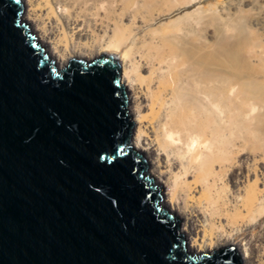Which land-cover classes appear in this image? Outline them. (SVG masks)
I'll list each match as a JSON object with an SVG mask.
<instances>
[{
    "label": "water",
    "instance_id": "obj_1",
    "mask_svg": "<svg viewBox=\"0 0 264 264\" xmlns=\"http://www.w3.org/2000/svg\"><path fill=\"white\" fill-rule=\"evenodd\" d=\"M132 131L115 56L54 63L0 0V264H242L188 249Z\"/></svg>",
    "mask_w": 264,
    "mask_h": 264
},
{
    "label": "bare ground",
    "instance_id": "obj_2",
    "mask_svg": "<svg viewBox=\"0 0 264 264\" xmlns=\"http://www.w3.org/2000/svg\"><path fill=\"white\" fill-rule=\"evenodd\" d=\"M24 1L54 63L103 54L118 59L134 123L132 145L166 189L188 249L232 245L242 264H264L257 190L249 183L239 186L244 170H235L241 166L234 155L243 134L247 68L236 53L225 50L227 58L213 59L205 46L191 47L178 36H163L158 43L146 29V13L139 12L144 7L148 12L149 0ZM128 16L131 25L123 23Z\"/></svg>",
    "mask_w": 264,
    "mask_h": 264
},
{
    "label": "rangeland",
    "instance_id": "obj_3",
    "mask_svg": "<svg viewBox=\"0 0 264 264\" xmlns=\"http://www.w3.org/2000/svg\"><path fill=\"white\" fill-rule=\"evenodd\" d=\"M149 1L153 5L148 12L145 7L139 12L146 13V29L155 33V37L159 38L158 43L162 42L163 36H178L179 41L182 38L189 41L191 47L198 44L205 46L213 59L227 58L224 51H233L237 59L246 64H242L247 67L243 70L241 93L243 134L239 152L234 155V161L241 162V166L235 170H244L238 185L244 187L249 183L257 190L264 214V0ZM21 2L25 6V1ZM129 16L123 18L126 25L132 24ZM166 43L167 48H171V43ZM142 159L146 160L144 156ZM247 168L250 172L246 178ZM229 172H225L226 182L231 180ZM228 185L236 187L232 181ZM162 190L166 192V189ZM258 228L254 231H258Z\"/></svg>",
    "mask_w": 264,
    "mask_h": 264
}]
</instances>
